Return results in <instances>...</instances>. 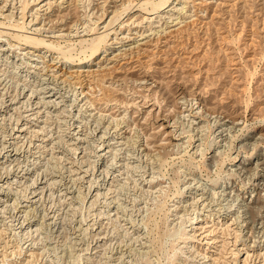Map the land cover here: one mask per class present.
Returning <instances> with one entry per match:
<instances>
[{"label": "rangeland", "instance_id": "1", "mask_svg": "<svg viewBox=\"0 0 264 264\" xmlns=\"http://www.w3.org/2000/svg\"><path fill=\"white\" fill-rule=\"evenodd\" d=\"M103 1L77 0L64 16L66 27L79 32L55 42L68 61L105 48L98 25L107 23L113 3ZM134 1L153 10L176 0ZM187 6L181 12L190 22L154 49L149 73L156 86L138 87L141 74L135 71L105 93L119 100L108 106L113 119L130 126L121 156L133 155L135 163L123 167L112 193L94 200L91 188L102 184V169L96 171L103 161L95 156L97 143H85L82 161L97 179L83 183L72 175L67 182L75 187L73 195L50 191L35 212L43 226L38 231L9 227L11 219L0 222V264H264V0H195ZM5 14L0 34L24 41L30 29H22L20 16ZM0 60L10 90L21 91L29 81L26 73H16L13 59ZM57 114L53 127H63L69 113ZM92 120L83 119L87 133L102 124ZM51 165L58 167L55 174L65 170L51 155L42 170ZM21 191L23 197L29 193ZM43 212H53V218L46 220Z\"/></svg>", "mask_w": 264, "mask_h": 264}, {"label": "bare ground", "instance_id": "2", "mask_svg": "<svg viewBox=\"0 0 264 264\" xmlns=\"http://www.w3.org/2000/svg\"><path fill=\"white\" fill-rule=\"evenodd\" d=\"M107 1L113 3L112 11L106 9L107 17L111 16L105 25H98V36L101 41L105 40V48L98 49L101 52L98 54L97 50L95 57L92 55L88 59L70 62L63 53L55 50V42L62 38L78 36L76 27L70 30L64 21V16L77 0H0V17L6 16L5 12L9 11L8 15L16 14L23 20L22 29H30L24 41H13L0 34V58L7 61L13 59L10 61L15 65L19 64L16 73H26L25 76L29 80L21 91H12L6 82L5 74H0V222L6 223L7 219H11L8 222L9 227L16 223L14 225H18L21 231L34 228V231H38L36 227L40 218L36 217L35 212H41L43 209L39 208L44 197L54 189L61 193V197L73 195L74 186L69 187L70 182H67L72 175L75 180L77 178L83 180V183H89L97 179L96 172L102 169L97 179V183L101 181L102 184L95 185L94 188L90 186L91 198L98 200L106 195V190L111 191L113 184L124 174L123 167L135 163L136 158L133 155L121 156L124 151L121 147L128 141L123 140L130 126L125 125L121 118L113 119L114 108L109 109L108 106L110 103L116 106L119 100L109 98L105 93L109 91L108 86L122 83L135 71H140L141 74L136 80L138 87L152 89L156 81L149 70L150 62L155 57L154 49L158 45L165 46L172 35L190 22V15L181 11L187 10V5L195 0H176L175 3L170 1L165 7L153 10L145 1L132 0L131 5V0H104L103 3L107 6ZM181 4L186 6L179 8ZM104 21L103 17L100 22ZM156 23L159 25H155ZM114 26L117 28L110 29ZM14 49H21L23 53L17 54ZM19 61L21 63H18ZM99 87L102 91L100 96L97 89ZM143 97L146 98L144 95ZM102 105L107 106L101 109ZM211 110L213 115L217 113ZM60 111L62 114L69 113V121H64L63 127L61 122L58 124L60 128H55L53 122L59 118L56 113ZM109 111L111 112L108 113ZM88 117L92 118V121L99 119L102 123V126L93 129V133L85 132L83 119ZM216 117L223 116L221 114ZM97 122L96 125H99ZM229 122L226 120L224 125ZM232 122L234 125L239 123ZM160 126L168 132L167 126L163 123ZM87 142L97 143V146L92 145L96 148L95 156L98 163L103 161L92 175L89 173L90 167L85 169L86 161H82L84 144ZM49 155L63 163V172L59 170L55 174L58 171L55 165L49 166L48 171L42 170ZM65 172L68 175L65 176ZM87 186L89 188L88 184ZM22 188L29 191L25 197L20 195ZM197 196L203 199L204 193ZM208 205L210 206V203ZM52 213H44V218H53L50 216ZM41 222L43 224L45 221ZM93 223H89L88 228H92ZM40 231L42 232V229ZM95 232L100 234L99 230Z\"/></svg>", "mask_w": 264, "mask_h": 264}]
</instances>
